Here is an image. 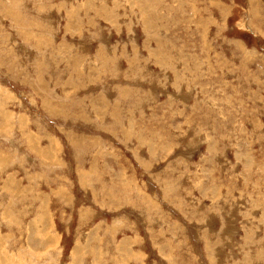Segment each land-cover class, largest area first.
I'll return each instance as SVG.
<instances>
[{
    "label": "rangeland",
    "instance_id": "1",
    "mask_svg": "<svg viewBox=\"0 0 264 264\" xmlns=\"http://www.w3.org/2000/svg\"><path fill=\"white\" fill-rule=\"evenodd\" d=\"M0 264H264V0H0Z\"/></svg>",
    "mask_w": 264,
    "mask_h": 264
}]
</instances>
